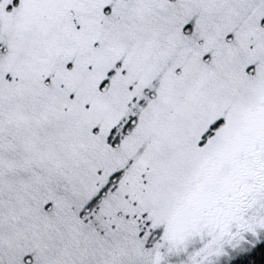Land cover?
<instances>
[{"label": "snow or ice", "instance_id": "1", "mask_svg": "<svg viewBox=\"0 0 264 264\" xmlns=\"http://www.w3.org/2000/svg\"><path fill=\"white\" fill-rule=\"evenodd\" d=\"M181 255L264 264V0H0V264Z\"/></svg>", "mask_w": 264, "mask_h": 264}, {"label": "rangeland", "instance_id": "2", "mask_svg": "<svg viewBox=\"0 0 264 264\" xmlns=\"http://www.w3.org/2000/svg\"><path fill=\"white\" fill-rule=\"evenodd\" d=\"M200 245L197 244L195 247H199ZM190 251L192 250L191 248L189 249ZM187 256L186 255H181V256H173L170 258L171 264H180L181 261L186 260ZM217 264H228L227 258H221L219 261H217Z\"/></svg>", "mask_w": 264, "mask_h": 264}]
</instances>
